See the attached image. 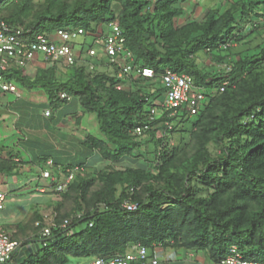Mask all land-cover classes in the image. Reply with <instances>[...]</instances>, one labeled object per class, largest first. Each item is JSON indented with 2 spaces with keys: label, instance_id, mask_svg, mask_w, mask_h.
Here are the masks:
<instances>
[{
  "label": "trees",
  "instance_id": "trees-1",
  "mask_svg": "<svg viewBox=\"0 0 264 264\" xmlns=\"http://www.w3.org/2000/svg\"><path fill=\"white\" fill-rule=\"evenodd\" d=\"M198 6L202 15L193 18ZM0 19L32 33L80 27L94 38L115 21L126 62L154 72L117 78L114 63L90 61L81 45L75 63L53 61L48 75L14 65L5 71L15 84L42 88L52 109L75 98L93 114L98 135L79 144L106 161L75 173L63 191L51 182L46 200L16 225L11 238L20 246L42 244L23 264L108 257L136 243L173 249L166 264L178 262L177 251L184 260L199 254L217 262L231 246L264 263V0H1ZM166 70L193 78L204 94L196 113L160 105ZM16 156L0 138V174L19 169ZM127 157L141 164L114 165ZM47 159L63 179L67 169L85 167V159L62 164L51 154L37 156ZM44 203L52 219L46 236Z\"/></svg>",
  "mask_w": 264,
  "mask_h": 264
},
{
  "label": "built area",
  "instance_id": "built-area-1",
  "mask_svg": "<svg viewBox=\"0 0 264 264\" xmlns=\"http://www.w3.org/2000/svg\"><path fill=\"white\" fill-rule=\"evenodd\" d=\"M83 34L80 27L63 28L58 27L50 32L32 33L31 28H23L14 25L3 19H0V96L7 93H17V85L4 77L5 71L9 66L25 67L36 64H45L48 61H60L65 65L75 63L77 55L75 54L74 40ZM101 40L102 50L108 57L110 63H114L119 69L116 72L117 78L124 76L132 77H151L153 70L150 68H133L126 61L129 53L124 46V36L118 23L109 22L106 27H101V33L98 37ZM98 50L92 46L88 47L85 55L95 57ZM39 54L42 59L39 60ZM92 67L93 65L90 64ZM161 82L164 87L163 96L160 105L164 108L173 109L183 107L189 113H196L204 94L196 88L193 78L186 73H178L172 70H166L161 76ZM226 82H224L225 84ZM122 84L119 83L117 87ZM64 93H60V97H65ZM151 109V113H154ZM49 109L45 110V115H49ZM144 126H137L135 131L138 133ZM45 164L52 166V160H46ZM84 170L81 166H73L67 169V175L63 180L58 181L57 177L48 168L41 170L42 179H49L51 182L57 181L55 190L63 191L68 183L72 180L75 173ZM5 193L0 190V211L5 205ZM122 206L126 209H134L135 204L124 201ZM45 221L41 225V235L50 234V226L52 219L50 212L43 214ZM67 223L65 219L62 226ZM40 221H36L35 225H39ZM21 248L20 242L11 238V235L0 225V264H18L16 255ZM161 250L153 247L151 250L146 246L136 243L131 245L124 253H116L111 256H98L91 260L90 264H166L173 255L169 254L166 258H161ZM195 264H264L256 260L244 258L235 246L230 247V254L217 262L205 263L201 259H197Z\"/></svg>",
  "mask_w": 264,
  "mask_h": 264
},
{
  "label": "crops",
  "instance_id": "crops-1",
  "mask_svg": "<svg viewBox=\"0 0 264 264\" xmlns=\"http://www.w3.org/2000/svg\"><path fill=\"white\" fill-rule=\"evenodd\" d=\"M43 66L45 64H39L36 66V70L37 68L41 69ZM30 69H32V65H30ZM38 101H41V103H38ZM0 104H5V108L0 109V138L5 142L9 139V143H6L9 144L8 147L11 148L12 152L18 153L14 159L21 164L20 168L25 167L31 172L39 163L37 162V156L47 155L40 152L35 155L32 152V147L39 149V151L42 147L56 149L57 152L61 153L56 157V160L62 164L75 163L85 159L84 169L88 171L94 170V168L89 167H92L96 161L101 160L99 156L94 153L91 154L79 144L86 135L91 134L90 131L92 130L90 128L94 131L97 125L94 115L86 112L75 98H70L52 109L42 88L24 87L21 90L17 86V93L7 92L0 96ZM35 105L42 107L41 112H35L33 108ZM47 109L50 110L49 115H45ZM53 110H56V112L54 113ZM55 140H58L60 145L57 146ZM78 155L79 158L75 159ZM40 173L41 171L37 175L41 180L38 184L45 186L46 179H42ZM53 174L56 176L58 171L54 170ZM43 190L44 188L42 192H45ZM23 204L24 207L17 210L15 215H10V219L7 217L8 220H11L7 225L0 223L2 228L8 231L11 236L16 232V225L24 221L30 214L29 212L36 206L35 203L29 204L26 201ZM27 206L28 209H26ZM22 209L26 210L25 213L21 212ZM3 210L0 211V220L4 217ZM40 211L45 213L49 211V208L42 205ZM196 259H199V257Z\"/></svg>",
  "mask_w": 264,
  "mask_h": 264
},
{
  "label": "rangeland",
  "instance_id": "rangeland-1",
  "mask_svg": "<svg viewBox=\"0 0 264 264\" xmlns=\"http://www.w3.org/2000/svg\"><path fill=\"white\" fill-rule=\"evenodd\" d=\"M201 15L202 14L200 12V6H198L195 8L194 12L192 13V17L193 18H200ZM74 42H76V44H77L75 47V54L79 53V48H78L79 45H81V47H83L82 52L84 54L88 45L94 43L93 45L98 50L97 56L96 57H89L88 59L90 61H97L96 58H98L99 60L101 59L102 61H108V57L106 56V54L102 50L103 48L101 46V40L99 38H96V37L94 38L90 35H85V36L80 35L74 40ZM38 59L39 60L42 59L41 54H39ZM36 63L37 62L31 63L32 69H30V65L22 67V69L27 74H29L31 76H34L36 73H38V70H39L40 74L48 75L51 71V67L53 66L54 62L48 61L45 63V66H43L41 69L37 68V70H36V66H38L39 64H36ZM59 70L64 71V68L60 67ZM16 85L21 90L24 88L22 83L17 82ZM38 103H41V101H38ZM4 108H5V104H0V109H4ZM33 108H34L35 112H37V113L41 112V110H42V107H39V105H35V106H33ZM53 111H54V113L56 112V110H53ZM90 130H92V131H90L91 134L98 135L97 128L94 129V131L91 128H90ZM57 141L55 140V144L58 146V145H60V142L59 141L57 142ZM6 142L9 143V139ZM31 149L35 155L38 154L39 152L41 154H51L54 157L61 155V153L57 152L56 149H53V148L42 147V148H40V151H39V149H35L33 147ZM13 152H15V151H13ZM16 154H18V153L16 152ZM67 154H69V153H67ZM72 154H74V153L72 152ZM76 158H79V155L76 156L75 159ZM140 161H141L140 159L139 160H132V159L127 157V158H125L119 162L114 163V165L116 167H121L124 165L138 166L141 164ZM104 164H106V161L101 159L99 161H96V163L92 167H89V166L88 167L91 169L94 168V170H96V169H99L100 167H102ZM43 168H48V169H50V171H52V173H54L53 166L49 167L44 162H39L38 165L36 167H34L33 171H31V172H29L28 169H26L25 167L24 168L19 167V170H17V171L0 174V190L3 191L6 195V197H5V204L6 205H5V209L2 211L4 217L0 220V223H2V225L3 224L7 225V223L11 221V220H8V218L9 219L11 218L10 215H12V216L15 215L17 210H20V208L24 207L23 203L25 201L28 202L29 204H33V203H36L39 201H45L46 200L45 194H48L49 190L51 189L50 188L51 181L49 179H46L45 186H43V185L41 186L38 184L39 182H41V180H39V176H37V175L39 174V172ZM34 169L36 172L34 171ZM62 176L63 175L59 172L56 175L57 179H59V180L63 179ZM36 177H38V178H36ZM55 182L57 183V181H55ZM41 188L42 189L44 188L43 191H45V192H42ZM43 205L45 206L46 204L44 203ZM28 208L29 207L27 206L26 209H28ZM24 209H22L23 211H21V212L25 213L26 210H24ZM24 213H21V214H24ZM29 213H31V212H29ZM166 251L172 252L173 249L166 248L164 251H162L161 258H166ZM184 253L185 252H183V251H177V253H176V260L178 262L179 261H183V262L178 263V262L174 261L171 264H174V263L191 264V262L195 258H198L200 256L199 254H193L194 256L188 255V256H186V260H184V257H185ZM91 260H92V257H71L69 262H67L66 264H90ZM19 263L23 264V262H19Z\"/></svg>",
  "mask_w": 264,
  "mask_h": 264
},
{
  "label": "water",
  "instance_id": "water-1",
  "mask_svg": "<svg viewBox=\"0 0 264 264\" xmlns=\"http://www.w3.org/2000/svg\"><path fill=\"white\" fill-rule=\"evenodd\" d=\"M1 1V0H0ZM87 223L83 222L82 224L77 225L74 229L70 230L69 233L72 234L74 232L82 230L84 227H86ZM41 243H35V244H25L21 246L19 249L17 255H16V261L19 263L23 261L27 256L34 253L38 248L41 246Z\"/></svg>",
  "mask_w": 264,
  "mask_h": 264
}]
</instances>
